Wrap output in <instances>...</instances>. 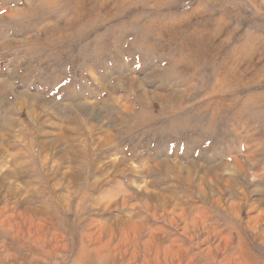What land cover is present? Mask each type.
<instances>
[{
    "label": "rangeland",
    "instance_id": "rangeland-1",
    "mask_svg": "<svg viewBox=\"0 0 264 264\" xmlns=\"http://www.w3.org/2000/svg\"><path fill=\"white\" fill-rule=\"evenodd\" d=\"M0 264H264V0H0Z\"/></svg>",
    "mask_w": 264,
    "mask_h": 264
}]
</instances>
